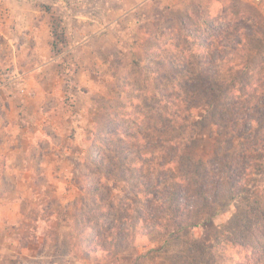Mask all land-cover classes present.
<instances>
[{"label":"rangeland","instance_id":"374dc122","mask_svg":"<svg viewBox=\"0 0 264 264\" xmlns=\"http://www.w3.org/2000/svg\"><path fill=\"white\" fill-rule=\"evenodd\" d=\"M32 52L61 63L0 264H264V0H0V70Z\"/></svg>","mask_w":264,"mask_h":264},{"label":"crops","instance_id":"0c3cea01","mask_svg":"<svg viewBox=\"0 0 264 264\" xmlns=\"http://www.w3.org/2000/svg\"><path fill=\"white\" fill-rule=\"evenodd\" d=\"M12 58L15 61L21 60V68L17 67L14 60H12L15 64L14 68L10 66V68L5 67L3 72L0 70L1 252L3 251V243L20 239L19 237L21 236H18L16 232L18 227L29 222L30 215L28 210L30 206L33 205V202L30 200H32V191L34 187L30 184L25 191L21 188L23 185L22 183L29 180L32 181L31 176L35 173L32 165L36 159L38 161L37 166L39 173H42L40 167L45 166L44 154H32L31 148L36 147V130H41V127L36 126V123L32 120V116L28 114L30 110L29 105L33 104L32 97L36 95L46 98V92L41 89V93H36V91L31 89L29 83H25V80L33 77L35 72L41 73L42 78H45V75L46 78H49L51 74L47 73L48 66L61 63V57L59 55L50 58L45 57L43 52L35 57L32 52L30 55L21 54V56ZM22 63L26 65L23 66ZM39 107L37 106L36 109H39ZM41 110H45V107ZM42 112L44 113V111ZM42 121L44 122V120ZM37 123L39 124L40 121ZM15 161H19L20 165L18 166ZM60 171L62 170L60 169ZM32 219L30 222L35 224L34 218ZM38 220L39 219L36 221L39 223ZM5 228L13 229L15 232L7 236L4 234L5 232H3Z\"/></svg>","mask_w":264,"mask_h":264},{"label":"trees","instance_id":"16d2710c","mask_svg":"<svg viewBox=\"0 0 264 264\" xmlns=\"http://www.w3.org/2000/svg\"><path fill=\"white\" fill-rule=\"evenodd\" d=\"M213 29V33H214V35H213V38L215 39V38H217V37H219L220 35H221V33L223 32V30H221V29H219V28H212ZM243 37V36H242ZM242 41L241 42H237V44H235L233 47H229V48H233L234 49V51L235 50H238L239 49V51H241V52H245V51H249V47H248V45H249V43L247 42V37L246 38H242L241 39ZM217 41V40H216ZM221 44V43H220ZM220 44L218 45V43L216 44L215 43V41L212 43V42H210L209 43V47H210V49H212L210 52H209V50H207L206 49V51L204 52V56H210V53L212 52V55H213V53H214V55H215V53L217 54V56L219 55V53H221V49H220ZM208 45V44H207ZM214 47V48H213ZM222 49H224V50H229L228 49V47H224V48H222ZM213 55V56H214ZM216 56V57H217ZM222 60H225L224 58L222 59ZM222 60H220V61H222ZM167 60L166 59H164V60H161V61H159V60H155V58H150L149 59V64L150 63H153V64H161V63H165ZM225 61H227V60H225ZM209 62H212L211 60L209 61ZM208 61H204L202 64H199V66L200 67H203V68H205V67H211V68H213V66H214V64H211V63H209ZM222 64V63H221ZM221 64H220V66H221ZM240 64L241 63H238L236 66L237 67H241L240 66ZM227 65V63H224L223 62V67H225ZM174 66H175V64H174ZM206 69V68H205ZM261 90V92L262 93H264V87L263 86H257V89L255 90V91H253L254 93L255 92H258V91H260ZM261 148V146L260 147H258V149L257 148H255V151H256V149H257V151L259 150ZM154 152H155V150H154ZM233 162H230L229 163V165H228V168L226 169V175H228L229 177H233V176H235V175H237V174H239L238 173V170H236V168L235 167H233L231 164H232ZM154 200V198H152V200L151 201H153ZM155 201H158V199H156L155 198ZM176 210H177V217L179 216V215H181L180 214V207L179 206H176V208H175Z\"/></svg>","mask_w":264,"mask_h":264}]
</instances>
